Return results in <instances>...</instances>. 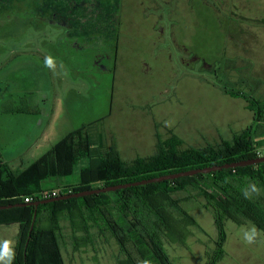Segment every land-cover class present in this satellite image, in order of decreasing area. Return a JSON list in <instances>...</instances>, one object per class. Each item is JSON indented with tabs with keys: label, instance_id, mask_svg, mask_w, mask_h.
<instances>
[{
	"label": "rangeland",
	"instance_id": "374dc122",
	"mask_svg": "<svg viewBox=\"0 0 264 264\" xmlns=\"http://www.w3.org/2000/svg\"><path fill=\"white\" fill-rule=\"evenodd\" d=\"M24 1L0 0V146L14 169L23 170L82 126L129 163L156 153V132L164 141L176 136L182 149L252 132L264 153L255 113L245 98L230 94L235 90L264 101V0H75L72 22L89 31L77 28L73 35L74 26L44 18ZM57 1L44 5L65 10ZM116 22L117 72L104 45V26ZM29 106L38 110L36 125L18 129L16 118L30 115L6 111ZM85 164L45 186L76 184ZM203 203L187 205L199 224L187 244H166L174 264H208L217 258L220 240L224 256L217 264H264L263 231L251 222L226 220L220 232ZM63 226L69 233L68 223ZM253 226L258 237L246 244L242 229ZM67 243V264H118L120 249L112 238L103 239L97 251L75 252Z\"/></svg>",
	"mask_w": 264,
	"mask_h": 264
},
{
	"label": "trees",
	"instance_id": "16d2710c",
	"mask_svg": "<svg viewBox=\"0 0 264 264\" xmlns=\"http://www.w3.org/2000/svg\"><path fill=\"white\" fill-rule=\"evenodd\" d=\"M84 26L75 23L72 34L77 28L88 31ZM230 94L245 98L255 113V131L259 127L264 131L260 124L264 101L235 90H230ZM23 112L30 110L14 113ZM156 138L153 156L129 163L121 159L115 146H104L100 136L90 132V127L82 126L68 132L23 170L4 161L0 146V205L26 203L24 198L31 195L37 196L33 202L45 199L39 196L44 189L60 188L59 195L72 194L264 156L256 147L252 132L200 149H182L176 136L164 141L157 133ZM82 161L86 164L76 184L45 186L56 178L73 176ZM250 183L256 184L261 192L245 199L242 191ZM199 199L204 200V208L212 211L220 232L225 221L232 220L238 225L251 222L264 233V162L58 200L38 209L34 205L0 209V227L19 226L12 264H67L64 256L67 239L78 252L84 248L97 251L101 241L109 238L119 246L118 264H174L166 244H187L193 235L192 228L199 227L187 205ZM63 222L68 223L69 233L65 232ZM222 246L220 240L217 258L208 264H217L224 256Z\"/></svg>",
	"mask_w": 264,
	"mask_h": 264
},
{
	"label": "water",
	"instance_id": "95a60500",
	"mask_svg": "<svg viewBox=\"0 0 264 264\" xmlns=\"http://www.w3.org/2000/svg\"><path fill=\"white\" fill-rule=\"evenodd\" d=\"M262 162H264V156H260L258 158H253V159H247V160H239V161H235L232 163H226L223 165H213V166L205 167V168H194L191 170H186V171H182V172H178V173L162 175V176L153 177L150 179H144V180L136 181V182H132V183L118 184V185H114V186H107V187H103V188H95L92 190L80 191V192H76V193H72V194L59 195L56 197L38 200V201H35L33 203H30V204L22 203V202L2 204V205H0V209H9V208H13L16 206H27V205H34L36 207V209H38V207L40 205L50 203V202H54V201H58V200H64V199H69V198H74V197H83V196H87V195L117 191L120 189L129 188V187L147 185L150 183H158V182H163L166 180H173V179H178L180 177L193 176V175H197V174H207L210 172L221 171L223 169L250 166V165L259 164ZM36 217H37V211L35 212V215H34L32 229L34 227Z\"/></svg>",
	"mask_w": 264,
	"mask_h": 264
},
{
	"label": "flooded vegetation",
	"instance_id": "af4514ba",
	"mask_svg": "<svg viewBox=\"0 0 264 264\" xmlns=\"http://www.w3.org/2000/svg\"><path fill=\"white\" fill-rule=\"evenodd\" d=\"M74 1L75 0H63V1L58 0L57 2H61L64 4L63 8L65 10H63V11H60L59 5H56L54 7H51V6L45 7L44 0H25L24 3H27L28 6L30 8H32L33 10L39 11V15L44 17V18H49V17L54 18L59 22H63L64 24H68L69 26H74L75 23L72 22V19H73V11L75 8L71 7L72 6L71 3H73ZM39 2H41V3H39ZM96 2L98 4L99 1H95V4H96ZM67 3H70V4L68 5ZM42 5H44V6L42 7ZM44 10H49L50 14H45ZM108 12H109V10H108ZM95 14H97V13H95ZM91 22H93V21H91ZM110 26H111V28L104 26L108 29V31L106 32V41L104 42V45H107V50H110V54H111L110 57H111V61L114 63L113 64V67H114L115 62L118 60L119 55H120L119 48H120V32H121V30H120V27L117 25V22H116V25H113V23H112ZM87 28H89V27H87ZM92 28H94V27L92 25H90V29H92ZM69 39H70V37H69Z\"/></svg>",
	"mask_w": 264,
	"mask_h": 264
},
{
	"label": "clouds",
	"instance_id": "9594fccd",
	"mask_svg": "<svg viewBox=\"0 0 264 264\" xmlns=\"http://www.w3.org/2000/svg\"><path fill=\"white\" fill-rule=\"evenodd\" d=\"M46 65L51 67L53 65V60L51 57L46 58ZM261 189L254 183H250L242 191V195L245 199H251L253 194L259 195ZM258 237V232L255 226L250 229H242L241 239L246 244H252L256 241ZM15 259V250L13 247V242L10 240H4L0 242V264H12Z\"/></svg>",
	"mask_w": 264,
	"mask_h": 264
},
{
	"label": "crops",
	"instance_id": "0c3cea01",
	"mask_svg": "<svg viewBox=\"0 0 264 264\" xmlns=\"http://www.w3.org/2000/svg\"><path fill=\"white\" fill-rule=\"evenodd\" d=\"M120 56H121V54L119 55V58H120ZM117 61L115 62V65H114L115 72H117L118 65H119V64H117ZM28 108L30 110V113L23 112L22 114L30 115V116H28L26 118H23L22 116H20L19 118H16V119L19 120L18 129L21 128V127H27V130H28L29 128H32V127H34V125H36V122L34 121V120H36V118L34 116L38 114L37 113L38 110L31 109V106H29ZM6 112H7V114L15 115V113L12 110H7ZM31 119H32V121H31ZM13 121H14V118H8V123L11 124L12 126H14V122ZM156 133H158V132H156ZM156 136H157V134H156ZM9 137L10 138H14V135H12V136L9 135L7 137V139H9ZM156 142H157V138L155 139V144H156V147H157V143ZM101 143L104 146H107V145H105L104 142H102V140H101ZM18 234H19V226L18 225L1 226L0 227V242H3L4 240H10V241L13 242V245H14L16 243V239L18 237Z\"/></svg>",
	"mask_w": 264,
	"mask_h": 264
},
{
	"label": "built area",
	"instance_id": "2783aa9c",
	"mask_svg": "<svg viewBox=\"0 0 264 264\" xmlns=\"http://www.w3.org/2000/svg\"><path fill=\"white\" fill-rule=\"evenodd\" d=\"M60 188H55V189H52V190H47V189H44V190H42L40 193H39V196L41 197V198H49V197H51V196H59V192H60ZM37 198V196L36 195H34V196H26L25 198H24V202H26V203H32L35 199Z\"/></svg>",
	"mask_w": 264,
	"mask_h": 264
}]
</instances>
